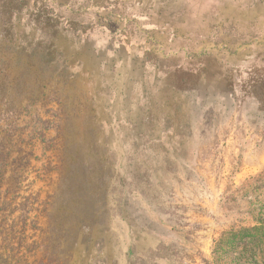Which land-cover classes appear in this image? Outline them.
I'll return each instance as SVG.
<instances>
[{"label": "rangeland", "instance_id": "1", "mask_svg": "<svg viewBox=\"0 0 264 264\" xmlns=\"http://www.w3.org/2000/svg\"><path fill=\"white\" fill-rule=\"evenodd\" d=\"M0 264H264V0H0Z\"/></svg>", "mask_w": 264, "mask_h": 264}]
</instances>
